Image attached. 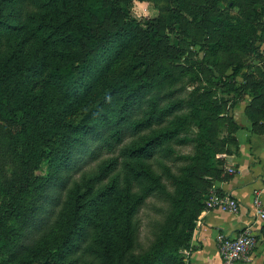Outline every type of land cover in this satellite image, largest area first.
<instances>
[{
	"label": "trees",
	"instance_id": "16d2710c",
	"mask_svg": "<svg viewBox=\"0 0 264 264\" xmlns=\"http://www.w3.org/2000/svg\"><path fill=\"white\" fill-rule=\"evenodd\" d=\"M248 1L251 22L218 14L213 30L196 43L197 56L204 55L194 65L221 91V99L210 94L197 101L181 97L174 74L185 49L176 50L170 36L134 19L127 7L110 0H0V179L8 210L0 218V250L6 241L17 248L59 187L67 195L56 227L42 236L27 264H83L88 257L84 264H184L179 251L192 250L213 189L198 194L189 168L179 178L160 158L175 156L173 144L195 143L210 171L225 115L224 127L232 130L223 143L227 154L239 149L241 127L222 108L228 105L230 113L247 94L254 125L264 115V52L257 45L264 41V0ZM22 33L36 41L28 58L27 42L17 41ZM132 44L146 72L129 70L108 82L84 121L70 123L67 118L89 101ZM218 54L233 61L231 74L215 69ZM252 67L257 71L244 75ZM103 153L110 157L66 187L80 157L97 160ZM152 197L173 209L157 227L150 251L135 255L134 218Z\"/></svg>",
	"mask_w": 264,
	"mask_h": 264
},
{
	"label": "rangeland",
	"instance_id": "374dc122",
	"mask_svg": "<svg viewBox=\"0 0 264 264\" xmlns=\"http://www.w3.org/2000/svg\"><path fill=\"white\" fill-rule=\"evenodd\" d=\"M111 3L120 4L129 9L131 16L140 23H150L153 28H160L161 32L170 36V45L174 46L177 50L179 48L185 49L184 58L180 59L178 66L174 69V74L180 76L179 86L182 88L180 94L181 97L191 100L201 101L210 96H220V88L216 87L213 83L212 77L206 70L194 65L195 61H198L203 54L197 56L196 43L201 41L203 33L213 30L215 27L212 23V19L218 14L227 15L231 17L240 18L242 21L251 22L249 15L251 13L252 4L248 0H110ZM235 7H232V3ZM256 10L260 9V6L256 5ZM258 29V27H256ZM260 34V32L254 31V35ZM26 41L25 57H31L34 52L36 41L28 34L22 33L19 35L17 41ZM257 45H261V49L264 52L263 43L257 42ZM137 44L130 45L124 52L121 61L114 67L108 77L101 82L97 90L89 98V101L84 103L81 108L77 110L73 115L67 119L70 123L80 124L84 121L87 112L97 104L98 99L106 91L107 83H111L117 78L126 74L129 70L134 75L141 76L145 73V67L141 63V59L137 56ZM138 58V60L136 59ZM250 58V57H249ZM219 66L215 69L223 71L224 73L231 74L233 72V66L229 67L232 60L228 61L223 54L217 56ZM260 60L254 63V66L260 67ZM251 66V64H250ZM253 66V67H254ZM252 67V68H253ZM144 71V72H143ZM253 71L255 73L256 68L245 69L244 75ZM241 80H239L240 82ZM246 83V81H244ZM230 105V104H229ZM226 105L222 108L223 113L228 114ZM225 109V111H224ZM231 110V109H230ZM229 110V112H230ZM226 115L221 118L220 122L222 127L220 129L219 138L216 140L214 149L218 153L217 165L214 169L206 171L204 169V160L200 157L199 147L195 143H189L187 145L173 144L172 149L175 152L174 157L177 158H160L167 166L170 167L172 173L177 177H183L185 175L184 169L189 168L191 174H193V181L197 193H211L216 190L213 188L217 183L215 180L216 175L222 177V181L228 180L231 175L228 172V165L225 162L226 154L229 151L224 146V141L229 139L231 129L227 126L224 127V120ZM229 118V117H228ZM223 119V120H222ZM229 141V140H228ZM230 142V141H229ZM224 143V144H223ZM231 144V142H230ZM235 152V151H233ZM232 152V153H233ZM110 155L103 153L99 159H94L87 155L80 157L77 161V168L69 173V178H66V187L72 186L74 180L79 179L85 172L93 171ZM219 163V164H218ZM12 167V166H11ZM9 167V168H11ZM155 168L159 173H163L160 162L155 164ZM11 170V169H10ZM164 174V173H163ZM23 175V174H22ZM27 177H31L29 173L25 174ZM164 180L167 183L170 192H174V188L171 185L168 177L164 174ZM64 187V186H63ZM65 187V188H66ZM66 188V189H67ZM52 200L45 205L43 212L37 217L36 221L30 227L24 236L20 240L17 248L7 241L0 250V264H27L28 258L33 249L38 247V243L44 234L50 233L54 227H56L57 214L61 209V205L66 198V191L55 188L52 191ZM3 187L0 179V218L4 217L7 211H3L5 198L3 197ZM198 198V196H197ZM173 205L152 197L147 200L145 205L139 211V214L135 216L134 223L137 225L134 233L135 246L132 251L133 254L145 255L152 246L153 241L156 239L157 227L160 223L170 215ZM198 225V223H197ZM9 229H12L14 225L9 224ZM191 249V248H190ZM188 248H182L180 257L184 258V251H191ZM38 255L35 256L38 259ZM91 261V259L84 258L81 263ZM30 264V262L28 263Z\"/></svg>",
	"mask_w": 264,
	"mask_h": 264
},
{
	"label": "crops",
	"instance_id": "0c3cea01",
	"mask_svg": "<svg viewBox=\"0 0 264 264\" xmlns=\"http://www.w3.org/2000/svg\"><path fill=\"white\" fill-rule=\"evenodd\" d=\"M252 101L253 98L245 94L230 111V116L241 127L236 133L239 149L226 155L231 177L216 184L222 194L240 202V213L231 215L208 210L202 215L193 234L191 264H223L217 236L220 233L237 236L247 228L256 236L257 247L250 261L244 264H264V221L257 216L253 203V193L258 190L264 204V115L260 113L254 125L246 113Z\"/></svg>",
	"mask_w": 264,
	"mask_h": 264
},
{
	"label": "built area",
	"instance_id": "2783aa9c",
	"mask_svg": "<svg viewBox=\"0 0 264 264\" xmlns=\"http://www.w3.org/2000/svg\"><path fill=\"white\" fill-rule=\"evenodd\" d=\"M230 173L231 170H229ZM216 190L213 192L210 201V210H216L221 213L238 215L240 213V202L229 195H221ZM254 206L256 214L264 221V204L261 199V192L254 191ZM217 247L223 260V264H244L250 261L251 255L257 247L256 236L247 228L237 236H228L220 233L216 238ZM191 251H184V264L190 263Z\"/></svg>",
	"mask_w": 264,
	"mask_h": 264
}]
</instances>
